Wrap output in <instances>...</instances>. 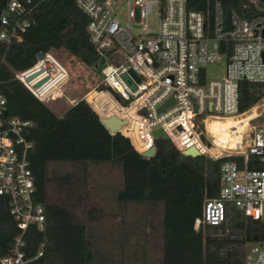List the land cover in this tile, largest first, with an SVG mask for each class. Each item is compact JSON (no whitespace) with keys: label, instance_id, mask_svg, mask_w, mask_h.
I'll use <instances>...</instances> for the list:
<instances>
[{"label":"built area","instance_id":"2783aa9c","mask_svg":"<svg viewBox=\"0 0 264 264\" xmlns=\"http://www.w3.org/2000/svg\"><path fill=\"white\" fill-rule=\"evenodd\" d=\"M239 1L250 16L232 11L226 17L222 0H215L211 19L188 10L186 0H75L88 18L86 33L99 56L94 69L100 76L79 102L100 121H124L115 134L127 138L140 155L155 147L158 139L152 134L161 130L182 156L194 149L198 157L226 159L219 168L218 195L203 202L194 230L222 225L230 211L264 221V126L251 125L262 113L254 115L231 154L211 144L206 125L211 119L239 118L249 112H238L240 83L261 86L263 96L254 108L264 112V4ZM31 5L32 0L6 2L0 16L1 44L20 40L29 28L22 20L31 14ZM38 64L41 71L31 74ZM211 64L224 67L222 79H206L205 69ZM36 65L17 79L42 103L62 98L66 70L49 53ZM32 75L37 76L27 82ZM44 86L46 91L37 96L34 91ZM5 112L0 94V209H7L18 232L12 255L0 258V264H25V237L30 227L43 229L45 211L34 199L28 161L32 145L23 136L31 123L7 119ZM244 263L264 264V243L248 244Z\"/></svg>","mask_w":264,"mask_h":264},{"label":"trees","instance_id":"16d2710c","mask_svg":"<svg viewBox=\"0 0 264 264\" xmlns=\"http://www.w3.org/2000/svg\"><path fill=\"white\" fill-rule=\"evenodd\" d=\"M222 1L226 17L232 11L244 16L252 14L242 10L239 0ZM214 2L186 0L188 10L208 19L212 17ZM261 2L264 4V0ZM30 8L29 16L17 18L29 23L20 40L8 45L0 43V94L6 102L5 117L31 123L23 136L32 145L28 161L34 178V199L45 211L43 229L30 227L25 237L21 249L25 264L93 261L86 225L76 222L69 208L48 199L51 183L69 184V177L55 180L49 176L47 168L51 163L116 165L122 175V188L115 195L117 202L161 204V264H245L246 246L264 243V221L230 211L222 225L194 230L203 202L218 195L219 168L226 159L184 157L162 138L155 142V156L143 158L127 138L110 135L85 102H77L57 116L17 79V74L36 65L39 54L62 50L92 69L99 61L86 33L88 18L78 10L75 0H32ZM262 96L261 86L240 83L238 112L255 107ZM17 234L7 209L1 208L0 258L12 255Z\"/></svg>","mask_w":264,"mask_h":264},{"label":"rangeland","instance_id":"374dc122","mask_svg":"<svg viewBox=\"0 0 264 264\" xmlns=\"http://www.w3.org/2000/svg\"><path fill=\"white\" fill-rule=\"evenodd\" d=\"M119 1L122 0H112ZM49 54L68 73V81L60 89L63 97L44 102L54 114L61 116L96 87L100 79L99 69L79 64L62 50ZM41 69V64H38L31 74L39 73ZM205 73L207 80H219L224 76V67L211 64L206 67ZM47 87H42L43 93ZM261 113L262 117L251 123L256 128L264 126L263 110L253 107L247 113L248 118ZM238 121L232 120L233 123ZM236 129L237 132L242 128ZM208 132L211 139L210 126ZM215 133L221 136L219 129ZM223 138L220 137L222 142L218 145L212 140L211 144L221 150L230 149L226 152L228 154L233 153L237 144ZM47 171L55 180L69 177L68 185H59L57 182L49 185L48 199L69 208L74 220L86 225L93 255L92 264H161L162 205L117 202L115 195L122 188V175L118 166L51 163Z\"/></svg>","mask_w":264,"mask_h":264},{"label":"bare ground","instance_id":"6f19581e","mask_svg":"<svg viewBox=\"0 0 264 264\" xmlns=\"http://www.w3.org/2000/svg\"><path fill=\"white\" fill-rule=\"evenodd\" d=\"M21 79H24L25 76H20ZM248 115H244L239 118H226V119H211L207 121L208 127L210 126L211 129V140L212 142L216 143L217 145L219 142H222L220 140V137L226 140H232L235 141V145L238 146L240 138L242 137V133L245 131V128L248 127L250 124V121L254 118H248ZM228 120V121H227ZM232 120H239L236 123H233ZM241 129V131L236 132V128ZM218 129L221 131V136L215 132H218ZM222 149V148H221ZM225 150V149H223Z\"/></svg>","mask_w":264,"mask_h":264},{"label":"water","instance_id":"95a60500","mask_svg":"<svg viewBox=\"0 0 264 264\" xmlns=\"http://www.w3.org/2000/svg\"><path fill=\"white\" fill-rule=\"evenodd\" d=\"M8 0H0V16L2 14V11L5 7V4ZM262 36L264 37V30L262 32ZM107 56V55H106ZM44 57V54H39L37 56V61L42 60ZM263 58H264V54H263ZM37 75H32L27 79V82L32 81L34 78H36ZM125 80H127V77H124ZM45 82V80L37 83L35 85V88H38L39 86H41L43 83ZM172 101H170L169 103H167L165 106H163L161 110H163L165 107H167L169 104H171ZM101 124L104 126L105 129H107L109 131L110 134H115L118 130L121 129V127L125 124L124 121H120L119 119H117L116 117H112L110 119H102ZM153 137L156 139L162 138V139H166V135L161 131V130H157L153 132ZM156 154V148L153 147L151 148L149 151L142 153L141 156L143 158L146 159H150L153 158ZM183 155L186 157H191V158H195L198 157V153L197 151H195L194 149H189L183 152Z\"/></svg>","mask_w":264,"mask_h":264},{"label":"crops","instance_id":"0c3cea01","mask_svg":"<svg viewBox=\"0 0 264 264\" xmlns=\"http://www.w3.org/2000/svg\"><path fill=\"white\" fill-rule=\"evenodd\" d=\"M25 79V78H24ZM29 85V84H28ZM30 86H31V84H30ZM29 86V87H30ZM41 89V90H40ZM39 90H37V91H34V93L37 95V96H39V95H41V94H43V89L44 88H40ZM234 145H235V143H234Z\"/></svg>","mask_w":264,"mask_h":264}]
</instances>
